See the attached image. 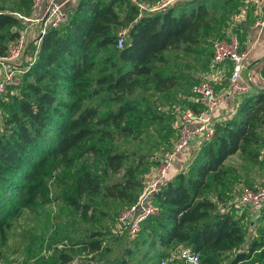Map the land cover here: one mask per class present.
I'll return each instance as SVG.
<instances>
[{
    "label": "trees",
    "instance_id": "obj_1",
    "mask_svg": "<svg viewBox=\"0 0 264 264\" xmlns=\"http://www.w3.org/2000/svg\"><path fill=\"white\" fill-rule=\"evenodd\" d=\"M233 2L184 0L149 12L142 11L134 0H77L68 20L47 30L21 84L0 97V246L8 241L11 220L19 209L31 206L40 196L51 201L50 180L58 170L72 169L75 160L88 152L102 155L104 176L123 167L126 154L103 141L134 133L144 117L155 121L163 118L149 101V93L167 92L178 85L177 75L164 70L169 63L167 53H199L203 50L196 47L208 45L213 60L216 39L212 42L211 38ZM33 3L17 0L15 9L9 10L0 0V56H7L11 42L21 36L23 24L15 12L33 16ZM240 21L235 20L217 39L231 27L238 35ZM122 28H128V34L119 48ZM100 53L104 55L98 57ZM91 70L97 71L96 77L89 76ZM104 105L107 111L101 112ZM188 105L198 109L196 103ZM263 120L261 90L246 98L234 116L217 122L213 140L193 154L188 169L158 188L153 195L158 212L144 220L131 239L157 248L159 261H176L183 247L201 254L199 264H244L251 259L264 247V226L244 248L249 236L246 213H220L227 194L219 189L230 179L232 168L225 166L230 156L264 146ZM258 155V151L253 153L254 157ZM75 186V193L67 200L81 213L84 223H92L95 215L105 214L93 207L97 198L101 197L100 203L122 201L128 208L137 201L144 183L136 167H130L123 180L109 183L84 165ZM8 189L16 192L15 199L8 198ZM81 198L87 199L82 202ZM91 209L94 214H90ZM86 231V236L76 238L73 244L88 254L101 252L104 232ZM128 251L132 254L133 248ZM260 255L264 256V250ZM72 261L69 251L54 249L42 264ZM117 264H127V260Z\"/></svg>",
    "mask_w": 264,
    "mask_h": 264
},
{
    "label": "rangeland",
    "instance_id": "obj_2",
    "mask_svg": "<svg viewBox=\"0 0 264 264\" xmlns=\"http://www.w3.org/2000/svg\"><path fill=\"white\" fill-rule=\"evenodd\" d=\"M242 1L234 0L225 21L216 25L217 32L211 38L212 42L220 37L222 32L226 31L241 16L243 11V8L240 9L243 5ZM2 2L9 7V10H13L17 0H2ZM76 2L77 0L73 2L74 5L68 9V12L74 8ZM135 2L137 5L154 9L162 6L165 0H158L153 3H144L140 0H135ZM31 28L33 29L30 31ZM31 28L27 33L30 34V42L26 45L19 60L15 64L12 62V67L16 68L19 64L24 66L36 58L38 52L36 36L40 28L39 26H32ZM198 48L203 51L193 53L176 50L167 53L169 63L164 70L177 75L178 85L167 92L150 91L149 93V101L153 104L155 110L163 115L161 120L155 121L144 117L137 124L134 133L106 138L103 141L104 144H113L117 151L126 154L127 157L123 167L118 172H110L107 176H104L103 170L106 165L102 155L96 152H88L82 158L75 160L72 169L63 167L58 170L50 180L51 201H46L44 197L40 196L31 206L19 209L18 215L11 220L12 227L9 231V239L4 245L0 246V264H42L43 260L51 258L54 249L69 251L73 255L71 264H117L118 261L123 259L127 260V264L158 263L161 257L157 248L145 245L143 242L137 243L131 239L132 235L128 230H122L118 226L120 215L127 209L122 201L109 199L100 203L101 197L97 198V202L93 207L99 212L102 210L105 214L99 213L95 215V221L93 219L92 223H84L81 213L74 209L68 202L67 197L75 193V179L84 165H87L93 173L99 174L109 183L123 180L126 178L127 170L130 167H136L138 168V176L144 186L148 184L151 167L162 159L166 151L172 149L173 141L177 138L175 125L179 110L189 107L192 87L208 71L210 57L212 56L210 48L212 47L203 45L196 47V50H199ZM102 54L104 55V53H100L98 57ZM23 75H21V80ZM96 75L97 71L91 70L89 76L96 77ZM16 87L10 86L6 95L15 91ZM242 96L238 98L239 102L243 100L244 97ZM8 101L9 98L6 102ZM106 111L107 106H102L101 112ZM2 112V106L0 105V126H3L1 123L3 121L1 118ZM97 143L99 146L101 142L98 141ZM257 151L259 155L254 157L253 153ZM225 164L226 168H232V170L229 174L230 179L226 180L224 186L219 189L225 195L227 194L226 200L220 206L226 202H231L244 186L255 187L264 183V146L251 147L244 153L238 152L230 156ZM183 167V170L188 169L187 165ZM174 168L175 165L172 166L171 170ZM15 194L16 192L12 189L7 190L8 198L15 199ZM86 199L81 198V201L85 202ZM258 211L259 213L262 212L260 209ZM90 214H94L92 209ZM96 218H98V221ZM245 221L248 223V220ZM258 224L260 228L263 227L264 219H260V222L257 221V227ZM87 229L104 232V249L101 252L88 254L81 246L73 244L76 238L86 236ZM250 240L247 239L248 244ZM130 247L133 248L132 254L128 251ZM260 250L262 251L264 248ZM261 251H256L253 257L245 261L244 264H264V256L260 255Z\"/></svg>",
    "mask_w": 264,
    "mask_h": 264
},
{
    "label": "built area",
    "instance_id": "obj_3",
    "mask_svg": "<svg viewBox=\"0 0 264 264\" xmlns=\"http://www.w3.org/2000/svg\"><path fill=\"white\" fill-rule=\"evenodd\" d=\"M69 1L74 2L76 0H34L33 16H26L15 12V15L22 21L23 28L21 29L20 38L11 42L8 55L0 56V97L6 95L7 89L10 86L21 84V75L26 72L36 59L26 63L24 66L22 64H19L16 68L11 66L12 62L15 64L19 60L26 48L25 37L28 30L33 25L39 26L40 30L36 36L38 49L42 37L48 29L57 27L68 20L69 12L65 4ZM179 1L184 0H165L162 6L154 9L146 8L144 5L138 6L142 11L154 12L163 10ZM242 16L243 13L236 21L241 20ZM257 25L264 26V22L259 21ZM127 34L128 28H122L119 31L117 41L119 48L124 46ZM213 50V60L210 65L212 75H206L205 78L196 82L191 90L192 95L205 107L195 109L189 106L179 110L175 125L177 138L173 141L172 149L163 154L157 167L150 173L148 184L144 186L137 201L130 205L119 217L118 226L122 230H128L132 236H135L139 232L141 223L144 220L158 212L153 203V195L164 183L166 174L176 157L191 148L193 142L200 145L213 140L218 122L217 114L224 108L229 99H235L243 94H247L251 89L261 91L259 86L255 87L241 81L242 71L245 68L249 52L247 49L242 48L240 39L233 32L232 27L227 31L225 36L213 42ZM227 61H231L230 88L224 94H217L214 78L219 74L221 64ZM262 136L264 138V120ZM263 208L264 183L255 187L244 186L230 203L220 206V210L223 212H235L239 216L246 213V220H248L249 225L248 239L257 236L255 228H257V221L260 216L258 210H262ZM247 247L248 243L245 244L244 248ZM200 260L201 254L199 252L194 251L190 247H183L177 253L176 261L171 258H164L159 261V264H199Z\"/></svg>",
    "mask_w": 264,
    "mask_h": 264
},
{
    "label": "crops",
    "instance_id": "obj_4",
    "mask_svg": "<svg viewBox=\"0 0 264 264\" xmlns=\"http://www.w3.org/2000/svg\"><path fill=\"white\" fill-rule=\"evenodd\" d=\"M244 7L243 8V16L241 17L240 23L237 25L236 30L238 32L240 42L242 44L243 49H247L249 54L245 62V68L242 71L241 81L243 83L251 84L259 86L261 90L264 89V26L257 25V22L261 21L264 22V0H243ZM71 8L74 4L73 2H68L65 4ZM39 13V10H38ZM38 27L37 25H33V27ZM33 28L30 29V31ZM28 33V32H27ZM30 34H26L25 43L28 45L30 42L29 39ZM212 61V56L210 57V62ZM209 62V65H210ZM220 72L214 78L215 80V89L217 94H224L230 88V74H231V61H227L226 63L221 64ZM1 72V70H0ZM206 75H212L211 71L209 70ZM260 91V90H259ZM258 90L251 89L250 92L247 94H243L242 97L249 98L254 96L259 92ZM240 97V96H239ZM238 97V98H239ZM238 98L229 99L224 108L217 114L218 122H221L227 118H231L236 113L239 106L245 100L238 101ZM192 104L196 103L198 109L204 108L205 106L201 103H197L196 97L192 95L189 100ZM190 106V105H188ZM191 107V106H190ZM203 144H195L188 150L184 151L183 153L179 154L173 165L175 168L171 170L172 166L170 167L169 171L167 172L164 183L171 180L177 173L182 171V167L188 165L187 163L191 161L193 152H198ZM193 147V148H192ZM189 159V161H188ZM183 167V168H184ZM155 168V167H154ZM154 168L150 170V173L153 172ZM149 173V175H150ZM264 218V208L260 213L258 221L260 219L263 220ZM259 228H255L256 230Z\"/></svg>",
    "mask_w": 264,
    "mask_h": 264
}]
</instances>
